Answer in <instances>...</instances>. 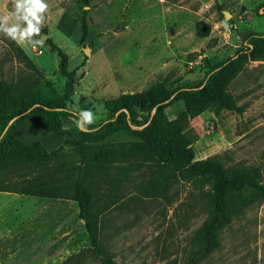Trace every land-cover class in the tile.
<instances>
[{
    "label": "rangeland",
    "instance_id": "rangeland-1",
    "mask_svg": "<svg viewBox=\"0 0 264 264\" xmlns=\"http://www.w3.org/2000/svg\"><path fill=\"white\" fill-rule=\"evenodd\" d=\"M44 2L47 8L38 14L39 26L47 28L44 40L18 42L0 31V78L20 95L45 86L60 92L66 79L59 71V56L44 43L48 37L53 39L68 55L67 69L75 70L69 106L79 114L89 109L94 114L86 131L75 126L80 117L64 120L72 138L89 134L107 118V100L155 82L172 89L197 86L211 64L241 49L245 36L264 33V0H90L85 7L89 33L81 45L80 24L72 15L80 12L78 0ZM14 3L0 1V21L13 11ZM11 23L10 18L7 24ZM17 23L24 27L23 20ZM199 23L208 26L207 35L197 34ZM16 45L28 59L17 52ZM227 90L244 110L204 111L192 118L194 158L218 155L225 166L255 165L264 181V60H248ZM182 108L178 100L165 112L172 118ZM143 115L135 121L143 122ZM16 135L24 142L38 140L48 151L63 140L31 117ZM135 139L120 128L104 139L89 135L82 140L115 144ZM68 147L47 162L49 171L61 179L76 164ZM150 175L151 167L143 166L119 181L111 173L98 184V202L117 199L100 216L103 248L114 264H193V237L208 214L207 186L193 187L173 177L158 195L151 196L142 190ZM14 195L0 193V264H106L88 248L74 200L45 197L40 202L35 196H24L35 199L34 213L42 209L34 215L39 221L28 219L27 203L20 205ZM30 241L33 250L28 247ZM196 264H264V201L233 213L219 230L217 248Z\"/></svg>",
    "mask_w": 264,
    "mask_h": 264
},
{
    "label": "trees",
    "instance_id": "trees-1",
    "mask_svg": "<svg viewBox=\"0 0 264 264\" xmlns=\"http://www.w3.org/2000/svg\"><path fill=\"white\" fill-rule=\"evenodd\" d=\"M90 0H78L80 12L72 15L81 28L79 44H85L89 33L87 10ZM208 26L199 23L197 34L207 35ZM47 28L39 26L30 40L41 41ZM59 56V71L65 77L62 90L45 86L20 95L10 82L0 78V191L18 194L74 200L78 216L83 221L89 249L106 264H114L100 240L101 214L112 207L117 199L99 201L97 186L109 174L117 181L139 170L151 167V175L142 187L145 194L156 196L173 178L193 187L207 186V217L194 234L191 260H199L218 246L219 230L230 222L233 213L257 201H264V181L255 165L225 166L218 155L194 158L192 142L196 135L189 121L204 111L218 114L221 110L241 113L243 105L236 103L227 90L228 83L248 60H264V33L251 32L242 39V47L234 55L211 64L199 85L172 89L163 82L147 88L124 93L104 103L107 118L89 134L70 137L65 119H78L80 114L69 106L73 93L75 70H68V55L48 37L45 42ZM23 57L27 55L16 45ZM28 59V58H27ZM181 100L183 108L169 118L165 109ZM143 115V122L135 119ZM30 116L38 119L46 131L65 136L61 145L51 151L38 140L24 142L15 134ZM132 122V123H131ZM136 124V127H131ZM120 128L127 129L136 139L115 144L86 143L82 139L93 135L104 139ZM69 146L76 164L68 176L61 179L49 171L47 162L59 158V150ZM114 169V171L112 170Z\"/></svg>",
    "mask_w": 264,
    "mask_h": 264
},
{
    "label": "clouds",
    "instance_id": "clouds-1",
    "mask_svg": "<svg viewBox=\"0 0 264 264\" xmlns=\"http://www.w3.org/2000/svg\"><path fill=\"white\" fill-rule=\"evenodd\" d=\"M46 8L47 4L44 0H15L13 11L7 13L3 21H0V31L18 42L28 39L34 33L39 32V24L42 18L38 14L43 13ZM10 18L13 23L8 25L7 21ZM19 20L25 22L23 28L17 23ZM93 122V112L90 109L83 110L80 112V119L75 120V126L86 131V125L93 124Z\"/></svg>",
    "mask_w": 264,
    "mask_h": 264
},
{
    "label": "crops",
    "instance_id": "crops-1",
    "mask_svg": "<svg viewBox=\"0 0 264 264\" xmlns=\"http://www.w3.org/2000/svg\"><path fill=\"white\" fill-rule=\"evenodd\" d=\"M0 1H3V0H0ZM74 19V18H73ZM31 118H33V116H30ZM29 118V117H28ZM27 118V119H28ZM26 119V120H27ZM25 120V121H26ZM23 124V123H22ZM21 124V125H22ZM20 125V126H21ZM19 129V128H18ZM18 129L16 130V132L18 131ZM16 132H15V134H16ZM17 136V135H16ZM64 138H65V136H63V140H64ZM62 140V141H63ZM0 193H3V194H8V195H14V194H16V195H14V196H16V198L15 199H18L19 200V204L20 205H22V206H25L26 204L25 203H27V205H28V210H26L25 212L26 213H28V215H30L29 216V218L28 219H34V218H39V217H37V216H34V215H36L35 213H38V212H40V211H42V209L41 208H39V210H36V212L34 213V210H33V208H34V206H33V200H35V199H26L24 196H30V195H24V194H18V193H13V192H0ZM35 197H37V196H35ZM12 199H14L13 197H12ZM40 199V202H44V200H46L45 199V197H37V199L36 200H39ZM59 200H63V199H59ZM58 202V201H57ZM61 204V203H60ZM65 204V202L63 201V205ZM32 212V214H29V213H31ZM39 221H41L40 220V218H39ZM37 223V222H36ZM30 224V223H29ZM37 224H39V223H37ZM29 248H30V250H33V241L31 242H29V246H28Z\"/></svg>",
    "mask_w": 264,
    "mask_h": 264
},
{
    "label": "water",
    "instance_id": "water-1",
    "mask_svg": "<svg viewBox=\"0 0 264 264\" xmlns=\"http://www.w3.org/2000/svg\"><path fill=\"white\" fill-rule=\"evenodd\" d=\"M46 37H47V34H42L40 39L41 40H44ZM84 53L87 54L88 53V50L85 49V52Z\"/></svg>",
    "mask_w": 264,
    "mask_h": 264
},
{
    "label": "built area",
    "instance_id": "built-area-1",
    "mask_svg": "<svg viewBox=\"0 0 264 264\" xmlns=\"http://www.w3.org/2000/svg\"><path fill=\"white\" fill-rule=\"evenodd\" d=\"M199 58H201V56ZM196 62H198V61H196Z\"/></svg>",
    "mask_w": 264,
    "mask_h": 264
}]
</instances>
